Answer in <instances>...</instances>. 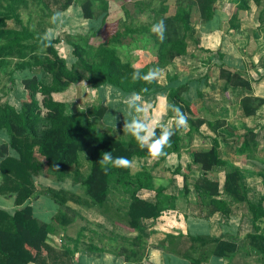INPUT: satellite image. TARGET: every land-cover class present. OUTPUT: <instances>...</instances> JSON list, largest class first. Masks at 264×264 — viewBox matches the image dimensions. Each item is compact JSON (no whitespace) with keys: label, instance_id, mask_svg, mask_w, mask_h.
Returning <instances> with one entry per match:
<instances>
[{"label":"trees","instance_id":"trees-1","mask_svg":"<svg viewBox=\"0 0 264 264\" xmlns=\"http://www.w3.org/2000/svg\"><path fill=\"white\" fill-rule=\"evenodd\" d=\"M31 1L41 8L43 16L63 12L76 1L82 19L96 18L106 10L101 0L96 6L93 0ZM189 1L190 4L185 0H177L173 14L158 15L154 23L164 21L165 38L163 41L154 39V60L136 67L122 61L116 54L115 44L119 43L122 34L121 30L117 29L109 34L106 44L103 41L93 51L85 47L90 35L89 30L82 35L66 34L65 40L71 47L76 61L75 65L67 66L63 58L58 56L54 46L59 41L58 36L38 35L21 21L18 11L25 6L26 0H0V80L2 75H6L10 87L15 85L17 80L14 78L15 72L24 74L18 78L22 97L19 95L15 103L6 97L0 103V132L5 135V139L0 141V194L12 196L13 201L10 211L0 209V264H73L71 259L79 240L77 236L73 240V247L61 244L60 249H55L45 242L49 233H54L59 226L64 228V225L71 221L72 218L67 217V213L72 211L66 205L67 201L93 207L107 217H112L113 214L117 224L122 226L123 223L127 228L135 230L139 228L141 219L156 218L162 210L173 206L174 197L164 195L163 186L154 187L153 175L145 166L138 169L130 166H109L106 170L105 165L100 163L103 153L109 151L113 156H125L129 160L132 157L150 156L146 151L139 149L136 141L129 135L127 138H119L110 132L108 125L105 126L107 109L99 99L97 104L79 113L67 114L65 103L58 97L70 84H77L80 80L85 82L86 85L83 86L90 91L99 89L100 92L103 85H108L113 92L120 93L121 97L132 92H139L142 97H146L148 93L158 90L154 80L151 83L134 82L131 74L134 68H140L142 73H147L150 68L162 69L171 63L173 58L185 53L192 32L190 20L193 11L202 22L213 18V5L217 0ZM247 1L235 0V10L247 8ZM251 1L256 7H261L258 18L264 19V1ZM7 21H12L15 25H8ZM227 25L228 28L237 26L235 13L230 14ZM123 31L126 33L127 29ZM128 31L132 29L128 28ZM140 31L145 32L142 28ZM193 43H197V39L193 38ZM76 65L78 68H75ZM33 69L46 73L49 81L43 82L37 75L30 74ZM217 77L224 84L250 89V81L246 76L222 62L218 64ZM2 88L3 86H0V95L4 93ZM5 88L7 92L9 88ZM183 90L182 85L170 87L166 96L173 109L178 107L187 115V135L197 131L202 123L214 132L223 125V121L217 119L205 121L198 117L193 105L181 96ZM238 103L243 115L249 116L255 113L264 100L246 95L240 97ZM181 139L176 132L171 137V146L165 151H176ZM253 139L254 133L247 129L241 136L237 152L251 156L255 149ZM79 152L87 153V169L84 173L77 167ZM189 152L191 162L203 172L196 178L193 187L200 199L207 197V211L204 215L215 210L225 211L224 202L214 197L219 194L218 183L205 175L211 167L223 166L221 190L246 205L253 232L245 235L244 239L255 255L264 258V227L259 225L264 218V209L260 200L252 203L246 198L238 167L218 157L215 140L207 148H194ZM43 166L55 181H62L69 173L71 182L82 190L85 199L81 201L70 191L53 188H45L41 193L34 194L33 177L40 174ZM175 170L178 172V167ZM254 173L264 184L263 167ZM110 187L121 189L127 195L122 206L112 210L107 199ZM140 188L153 190V199L138 197L136 193ZM38 195L46 196L56 205V213L47 222L38 220L32 213L30 199H35ZM103 237V234L98 236L99 239ZM106 239L113 242V254L133 264H142L141 236L128 238L110 234ZM116 240L120 243H116ZM89 248L92 249L93 246ZM234 249V244L214 239L210 252L214 256L225 257L230 256ZM189 264H198V260L190 258Z\"/></svg>","mask_w":264,"mask_h":264},{"label":"crops","instance_id":"crops-1","mask_svg":"<svg viewBox=\"0 0 264 264\" xmlns=\"http://www.w3.org/2000/svg\"><path fill=\"white\" fill-rule=\"evenodd\" d=\"M218 3L215 1L213 5V18L210 21H204L205 24L201 26L203 29L199 31L197 43H194L195 50L188 49L187 45L183 55L173 58L171 63L160 69L162 75L159 74L158 77H162V80H154L159 89L143 97V102L152 111V117H163L167 123V120H170L174 115L172 104L166 96L167 90L170 87L182 85L184 90L181 96L193 105L198 117L205 121L217 119L229 126V131L222 125L214 132L205 123H202L191 135H187V128H183L177 132L182 139L179 141L176 151H165L166 155L156 160L151 157L145 158L150 160L149 163L142 162L143 158L132 157L130 159L131 168L138 169L140 166H145L146 170L153 175L154 187L163 186L162 193L174 197L173 206L162 210L156 218L141 219L139 228L135 230L127 228L122 222H120L122 226L117 224L113 214L112 217H107L93 207H85L71 201L66 202V205L73 211L71 213L89 219L93 225L95 224V228L98 227L100 233L105 234H103L104 237L110 234L128 238L135 235L141 236L142 264H189L190 258L198 260V264H264V258L255 255L244 239L245 235L253 232L246 205L243 202H237L221 190L224 175L223 166H213L205 172V175L208 179L218 183L219 194L214 197L224 202L225 211L215 210L205 216L207 197L200 199L193 187L194 181L203 172L191 162L189 150L207 148L215 140L218 157L228 164L238 167L240 180L245 187L246 198L252 203L260 200L264 209V184L254 173L256 169L262 167L264 169V147L256 148L258 142L256 130L264 128V103L256 109L254 114L249 116L243 115L238 103L239 98L246 95H253L264 100V19L258 18L261 7H256L251 0L247 1L245 9L235 10V2L232 5L233 13L237 18V26L228 28L226 21L230 16L226 15L223 4L218 5ZM200 23L203 22L200 21ZM227 36L230 37V40ZM191 37L193 38L192 35ZM237 38H243L244 42L237 45L235 42ZM234 45H236V49H234ZM228 46L232 50L229 51ZM204 51L208 52L206 56H203ZM220 62L239 70L242 75L246 76L250 81V89L227 85L218 79L217 72ZM18 86L20 94L21 86ZM98 91L99 89L95 91L96 101L99 99L105 105L106 111H108V104L111 105V112L118 113L119 116L122 115L123 107L118 110L115 103L116 99L123 98L120 93L113 92L108 85H103L101 91ZM21 95L20 97H22ZM108 95L109 97H107ZM257 120H259L258 124L255 123ZM252 123L255 127L251 125ZM169 125H171V120ZM247 129L254 133L253 142L257 151L256 153L252 151L251 156L237 152L241 136ZM184 136L187 138L185 139ZM0 138L1 140L5 139L4 133L0 132ZM196 140L199 144L196 143ZM239 160L242 163H245V160L248 161L252 170L251 168L243 170L239 165ZM177 167L178 172H175ZM164 171L167 173L172 171L174 177L160 178L157 176ZM120 190L110 187L107 199L111 206L114 205L111 210L117 207L118 198L122 200L127 198L126 193ZM113 191L116 195L114 198L112 197V200L110 194ZM136 194L147 200H152L154 197V191L151 189L140 188ZM190 195L193 196L192 201ZM36 199H30L31 206L32 201ZM69 203L71 204L69 205ZM118 206L121 207L122 204ZM12 207V196L0 194V209L11 210ZM261 226L264 227V225ZM88 230L91 231L90 237L87 236L88 239L97 234L94 228H88ZM78 236L83 238L81 232ZM53 237H55L54 233H49L45 242L54 248L55 244L51 239ZM81 238L75 246L73 264H133L113 254L112 241L108 242V240L97 237V240L88 242L80 240ZM214 239L234 244V252L225 257L212 255L210 250ZM50 240L53 243H50ZM67 242L62 244L68 247H71L69 246L71 243L73 245V242ZM116 243H120V241L116 240ZM60 246L61 244L55 249H60ZM89 246H93V248L91 249ZM182 254H186L188 257ZM27 264L36 263L29 262Z\"/></svg>","mask_w":264,"mask_h":264},{"label":"rangeland","instance_id":"rangeland-1","mask_svg":"<svg viewBox=\"0 0 264 264\" xmlns=\"http://www.w3.org/2000/svg\"><path fill=\"white\" fill-rule=\"evenodd\" d=\"M26 1L27 3L25 4V6L21 7L18 11L21 21L38 35H47L48 37L58 36L59 41L54 46L58 56L63 58L67 66L75 65L76 61L75 56L71 52V47L65 40L66 34L82 35L87 30H89L90 35L88 42L85 44V47L93 51L94 48L98 44L103 43V41H105L104 43L106 44L109 34L117 29L119 31L121 30L122 34H120L121 37L119 43L115 44L116 54L122 61L127 62L132 66L141 67L144 64L154 60L155 45L153 44V41L154 39L160 40L155 34L150 31L155 19L160 13H162L163 15L173 14L174 4L177 0H101L104 3V6H106V10L102 11L103 13H101L98 17L88 20L82 19L79 5L78 3H76L77 1L73 2V4L66 8V10L63 12L53 13L52 15L45 14L44 16L41 14V8L38 5H36L31 0ZM185 1L189 4L191 3V1L189 0ZM217 2H219L218 5H220L221 3L223 4L226 15L230 16V14L233 13L234 7L232 4L235 3V0H217ZM93 4L95 6L98 5L99 0H93ZM197 20V15L193 11L190 20V27L192 31L190 35H192L193 38L196 39H198L199 31L203 29L201 26L205 24L204 22L200 23V20ZM245 23L247 22L245 21ZM7 24L12 26L15 25V23H13L12 21H7ZM128 28H131L132 31H128ZM141 28L144 29L145 32L142 33L140 31ZM126 29L127 32L125 33L123 30ZM150 35L153 37H151ZM228 36L227 38L230 40V37ZM193 38H191L190 36L187 41V47L188 49H192V51L195 50ZM235 42L237 43V45H241V43L244 42V39L237 38ZM235 46L236 45H234V49H236ZM228 49L229 51L232 50L229 46ZM207 54L208 52L204 51L203 56H206ZM75 68H78V66L76 65ZM29 73L37 75L43 82L49 81V76L38 69H33ZM22 76H24V74H15L14 78H16L17 80L14 82L15 85H11L10 87L8 85L9 81L7 79V76H1L2 78L0 80V86H3L2 89L4 90V93L0 95V103H2L6 99V97L9 98L12 103H15V100H18V97L20 95L19 89H17V87L19 88L18 85H20L18 78H21ZM156 80H162V77H158ZM83 85H86L85 82L80 80L79 82H77V84H70L64 91L60 92L61 94L59 95L58 99L65 103V113H79L81 110H85V108L97 104V101L95 99L96 93L94 91L88 90ZM5 87L9 88L7 92L5 91ZM107 97H109V95ZM115 103L117 104L116 107H118V110L123 107L122 115L119 116L118 113L111 112V105L107 104V124H105V126L108 125L107 127L110 128V132L113 133L114 136L119 138H127L128 135L122 131L123 120L127 118L125 113V106L123 104V98H121V100L119 98L116 99ZM146 106L148 107V105ZM143 115L152 117L151 109H149V111L147 113H144ZM197 116L199 115L197 114ZM170 120H167L168 124L170 123ZM258 121L259 120H257L255 123L258 124ZM115 125L119 127V131L117 133L114 132ZM251 125L253 126L254 123H252ZM223 127L226 130L228 129L227 131H229V126L225 123H223ZM184 128L186 129V127ZM256 134L258 139L256 148L258 147L262 149L264 147V128L257 129ZM184 138L186 139L187 137L184 136ZM230 139L232 140V138ZM196 143L199 144L197 140ZM256 148L253 150L255 153L257 152ZM142 162L149 163L150 160H146L145 158H143ZM132 164L135 165V163ZM239 165L243 170L251 168L248 161L246 160L245 163H242L240 161ZM77 167L81 173H84L86 171L87 153L79 152ZM253 169L255 170V167H253ZM173 175L174 173L172 171L168 173L164 171L160 174H157V176L160 178H172L174 177ZM33 183L35 186L34 194L41 193V191L45 188H53L70 191L73 193V195H76L77 198H80L79 200L81 201L85 199L84 195L82 194V190L78 186H75L73 182H71L69 173L62 181H55L53 177L47 173L45 166H43L40 174L33 177ZM110 195H112L110 197L113 200L116 194L113 191ZM36 198V200L32 201V211L34 216L40 221H49L51 216L56 213L55 204L52 202V200L48 199L44 195H38L36 196ZM190 199L192 201L193 196L190 195ZM117 200L119 201L116 203L117 206L123 204L124 200H122L121 198H118ZM70 204L71 203H69V205ZM111 207H114V205H112ZM67 217L72 218L71 221L66 223L64 225V228L61 229L59 226L55 229V237L51 238L54 243L52 240H50V243L55 244V247L67 241H70V243L73 242L76 236L78 237V239L81 238L77 235L79 231H81L83 235V238L80 239L82 241L87 240L89 242L92 240H97L96 238L98 236H101L102 233H100L98 227L95 228V224L93 225V223L90 222L89 219H86L82 216H75V214L73 213H67ZM263 221L259 223L260 226L264 225ZM88 228H94L97 232V234L91 236L93 238L88 239L87 236L90 237L91 235V231H89ZM106 237H103L101 239L107 240ZM67 244H69V242H67ZM71 244L69 246L73 247V245ZM73 255L74 257L72 259L75 260V250ZM72 259L71 261L73 262Z\"/></svg>","mask_w":264,"mask_h":264},{"label":"clouds","instance_id":"clouds-1","mask_svg":"<svg viewBox=\"0 0 264 264\" xmlns=\"http://www.w3.org/2000/svg\"><path fill=\"white\" fill-rule=\"evenodd\" d=\"M150 31L163 41L166 31L164 21L154 23ZM159 74V68H150L147 73H142L140 68H134L131 78L134 82L151 83L158 78ZM123 104L127 118L123 120L122 131L132 137L138 148L146 151L153 160L166 155L165 149L171 146V137L188 124L187 115L178 107L173 109L171 125L166 123L163 117L154 118L143 115L149 111V108L143 102V97L139 92L124 96ZM118 131L119 127L115 125L114 132ZM99 161L105 165L106 170L109 166L129 167L131 164L127 157L113 156L110 151L104 152Z\"/></svg>","mask_w":264,"mask_h":264}]
</instances>
